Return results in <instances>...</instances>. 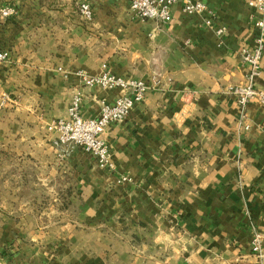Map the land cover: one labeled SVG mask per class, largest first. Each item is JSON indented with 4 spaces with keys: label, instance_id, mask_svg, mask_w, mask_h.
<instances>
[{
    "label": "crops",
    "instance_id": "0c3cea01",
    "mask_svg": "<svg viewBox=\"0 0 264 264\" xmlns=\"http://www.w3.org/2000/svg\"><path fill=\"white\" fill-rule=\"evenodd\" d=\"M191 1L205 10L176 3L170 22L131 0L0 4L16 8L0 24V264H264V104L247 105L242 129L229 92L248 83L257 13L250 0ZM103 65L151 86L103 133L112 170L48 129L77 96L86 118L116 101L119 89L80 76Z\"/></svg>",
    "mask_w": 264,
    "mask_h": 264
},
{
    "label": "built area",
    "instance_id": "2783aa9c",
    "mask_svg": "<svg viewBox=\"0 0 264 264\" xmlns=\"http://www.w3.org/2000/svg\"><path fill=\"white\" fill-rule=\"evenodd\" d=\"M176 3H182L184 10L189 14L201 13L205 5L201 2L194 3L191 0H131L132 11L142 19L170 22L173 19L172 7ZM249 6L257 13L255 21L256 33L254 45L241 50L244 63L249 65L248 83L230 87L241 111L239 127L249 129L246 123V107L251 102L264 104V87H258L255 79L261 74V63L264 55V0H250ZM82 17L91 21L94 17L92 6L83 2L79 6ZM16 14V8L11 5L0 7V24ZM221 30L218 31L220 33ZM8 53L0 50V63L6 61ZM84 85L99 86L103 89H119L120 96L113 104H104L100 114L95 118H86L80 112V98L77 96L72 101L68 115L64 119H57L50 124L49 130L57 133L53 143L55 146H78L87 153L96 156L100 167L112 170L115 163L110 149L103 138L104 131L113 124L124 121L137 103L142 101L150 89V85L143 81L124 79L118 77L103 65L102 71L97 75H89L80 71ZM155 85L159 84L154 79ZM123 180H126L124 177ZM252 250L261 254L262 235L255 233Z\"/></svg>",
    "mask_w": 264,
    "mask_h": 264
},
{
    "label": "rangeland",
    "instance_id": "374dc122",
    "mask_svg": "<svg viewBox=\"0 0 264 264\" xmlns=\"http://www.w3.org/2000/svg\"><path fill=\"white\" fill-rule=\"evenodd\" d=\"M15 0H0V4L3 5V4H15V2H13ZM2 2V3H1Z\"/></svg>",
    "mask_w": 264,
    "mask_h": 264
}]
</instances>
